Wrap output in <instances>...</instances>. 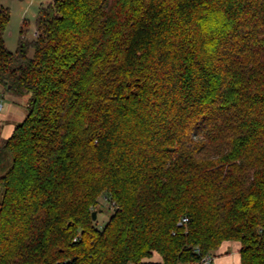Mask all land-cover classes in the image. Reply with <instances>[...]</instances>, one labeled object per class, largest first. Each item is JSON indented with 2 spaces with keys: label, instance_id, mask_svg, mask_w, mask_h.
<instances>
[{
  "label": "trees",
  "instance_id": "1",
  "mask_svg": "<svg viewBox=\"0 0 264 264\" xmlns=\"http://www.w3.org/2000/svg\"><path fill=\"white\" fill-rule=\"evenodd\" d=\"M10 19L0 264H264V0H51L16 52Z\"/></svg>",
  "mask_w": 264,
  "mask_h": 264
},
{
  "label": "rangeland",
  "instance_id": "2",
  "mask_svg": "<svg viewBox=\"0 0 264 264\" xmlns=\"http://www.w3.org/2000/svg\"><path fill=\"white\" fill-rule=\"evenodd\" d=\"M51 0H1V5L8 8L11 13L10 23L5 35L6 47L11 52H16L23 30L27 40L32 41L35 38L36 16L41 7L48 5ZM24 22L26 23L24 25ZM4 87L0 85V141L7 139L15 127L24 121L19 110L28 114V97L24 96L15 100L12 96L5 95ZM12 97V98H11ZM14 101V102H13ZM10 105H14L12 112L9 111ZM2 190L0 189V200ZM115 207L105 197L100 199V205L94 209L97 212L96 224L99 227L105 226L114 213ZM216 252L214 253V255ZM154 256H159L155 254ZM160 257V256H159Z\"/></svg>",
  "mask_w": 264,
  "mask_h": 264
},
{
  "label": "crops",
  "instance_id": "3",
  "mask_svg": "<svg viewBox=\"0 0 264 264\" xmlns=\"http://www.w3.org/2000/svg\"><path fill=\"white\" fill-rule=\"evenodd\" d=\"M5 95L11 96L9 93H5ZM13 98L15 100H19L15 97H13ZM13 107H14V105H12V106L10 105V107H9L10 112H12V110L16 109V108L14 109ZM17 113L22 114L24 119L26 118L24 110L23 111L21 110V112L19 110ZM10 136L11 135H9V137ZM240 250H241V244L239 242H231V241L225 242L222 244L220 249L218 251H216V254L212 255V257L214 258L212 264H241ZM144 264H163V261H162L161 257L153 256L150 260H148Z\"/></svg>",
  "mask_w": 264,
  "mask_h": 264
},
{
  "label": "built area",
  "instance_id": "4",
  "mask_svg": "<svg viewBox=\"0 0 264 264\" xmlns=\"http://www.w3.org/2000/svg\"><path fill=\"white\" fill-rule=\"evenodd\" d=\"M1 108H2V106L0 105V109ZM184 221L187 222L188 220L187 219H184ZM213 260H214V258L211 255H209V256H207V257H205L203 259L202 264H212L213 263Z\"/></svg>",
  "mask_w": 264,
  "mask_h": 264
},
{
  "label": "water",
  "instance_id": "5",
  "mask_svg": "<svg viewBox=\"0 0 264 264\" xmlns=\"http://www.w3.org/2000/svg\"><path fill=\"white\" fill-rule=\"evenodd\" d=\"M93 220H94V221L97 220V212H93Z\"/></svg>",
  "mask_w": 264,
  "mask_h": 264
}]
</instances>
